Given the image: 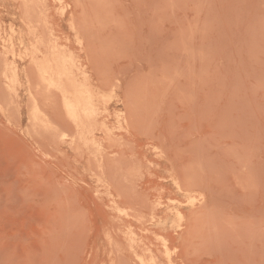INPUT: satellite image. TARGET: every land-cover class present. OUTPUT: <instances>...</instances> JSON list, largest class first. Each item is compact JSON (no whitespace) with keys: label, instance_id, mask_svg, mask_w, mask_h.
Wrapping results in <instances>:
<instances>
[{"label":"rangeland","instance_id":"obj_1","mask_svg":"<svg viewBox=\"0 0 264 264\" xmlns=\"http://www.w3.org/2000/svg\"><path fill=\"white\" fill-rule=\"evenodd\" d=\"M142 262L264 264V0H0V264Z\"/></svg>","mask_w":264,"mask_h":264},{"label":"bare ground","instance_id":"obj_2","mask_svg":"<svg viewBox=\"0 0 264 264\" xmlns=\"http://www.w3.org/2000/svg\"><path fill=\"white\" fill-rule=\"evenodd\" d=\"M94 101H97L96 96L92 97L91 99H89V101H87L86 104H82V105H79L78 102L71 100L69 102H66L65 107L70 117H72L75 122H78V124L82 126L83 118L91 114V106L94 104ZM32 123L33 125L34 124H37L38 126L41 125V128L50 127V122L48 121L45 115L43 107L39 103H36L35 105L34 112L32 114ZM63 136L65 137L66 135L63 134ZM68 137H70V135ZM71 137H73L74 139L78 138L73 135ZM142 263L145 264L144 262Z\"/></svg>","mask_w":264,"mask_h":264}]
</instances>
